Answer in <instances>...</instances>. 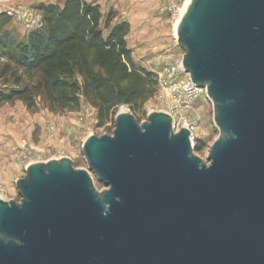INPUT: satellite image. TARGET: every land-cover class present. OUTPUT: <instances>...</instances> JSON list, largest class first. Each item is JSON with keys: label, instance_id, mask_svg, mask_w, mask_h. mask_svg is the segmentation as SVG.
<instances>
[{"label": "water", "instance_id": "obj_1", "mask_svg": "<svg viewBox=\"0 0 264 264\" xmlns=\"http://www.w3.org/2000/svg\"><path fill=\"white\" fill-rule=\"evenodd\" d=\"M175 33L213 105L207 163L168 114L120 111L87 170L32 162L0 199V264H264V0H189Z\"/></svg>", "mask_w": 264, "mask_h": 264}, {"label": "trees", "instance_id": "obj_2", "mask_svg": "<svg viewBox=\"0 0 264 264\" xmlns=\"http://www.w3.org/2000/svg\"><path fill=\"white\" fill-rule=\"evenodd\" d=\"M35 9L44 26L23 39L9 30L11 17L0 13V79L12 78V86L0 89V105L20 100L33 108V91H42L60 110L77 109L84 98L102 122L114 117L118 106L134 110L154 96V73L131 59L124 23L110 29V17L102 23L99 6L85 0L41 3ZM35 73L36 85L20 86L22 75Z\"/></svg>", "mask_w": 264, "mask_h": 264}, {"label": "rangeland", "instance_id": "obj_3", "mask_svg": "<svg viewBox=\"0 0 264 264\" xmlns=\"http://www.w3.org/2000/svg\"><path fill=\"white\" fill-rule=\"evenodd\" d=\"M0 1L3 2V0ZM49 1L60 2V0ZM24 8L37 10L34 7ZM157 10L159 15H164L159 10V1ZM165 18L170 36L162 48L156 51L159 54L166 49H171L174 53L183 54V49L176 42L174 28L166 16ZM2 64L0 62V69ZM38 79L37 73L30 76L22 75L20 86L32 87L36 85ZM3 85L12 86V78L9 75L0 79V89ZM33 95L35 97L33 108H28L24 102H17L19 100L0 105V116L9 115V113L13 115L11 120L0 124V130H2L0 131V183L5 185L9 196L17 202L20 201V196L17 193L15 181L25 176V166L28 162H46L49 159L67 157L72 160L75 169L87 170L82 153L84 139L89 135H111L114 130L115 116L99 122L97 109L84 98H81L77 109L60 110L49 104L42 91H33ZM123 110L131 113L139 124L146 120L149 113L163 112L154 97L138 105L134 110L128 107H124ZM49 127H53L54 131ZM199 133V149H196L194 154L207 163L209 149L219 136V130L213 120V105L209 98L200 102ZM89 174L96 189L103 190L102 183L90 171Z\"/></svg>", "mask_w": 264, "mask_h": 264}, {"label": "built area", "instance_id": "obj_4", "mask_svg": "<svg viewBox=\"0 0 264 264\" xmlns=\"http://www.w3.org/2000/svg\"><path fill=\"white\" fill-rule=\"evenodd\" d=\"M189 0H159V10L164 14L176 32V27L186 9ZM0 13L21 23L26 31L41 29L44 26L43 16L38 10L12 7ZM183 54L174 53L166 49L157 54L153 70L156 91L154 99L159 103L162 111L171 117V129L177 133L181 128H187L190 146L195 153L199 143L200 102L208 99L205 88L198 87L191 79L182 63ZM126 107L120 105L116 113ZM118 111V112H117ZM54 131L53 127H49ZM30 164L28 162L25 168ZM0 199H12L5 187L0 183Z\"/></svg>", "mask_w": 264, "mask_h": 264}, {"label": "crops", "instance_id": "obj_5", "mask_svg": "<svg viewBox=\"0 0 264 264\" xmlns=\"http://www.w3.org/2000/svg\"><path fill=\"white\" fill-rule=\"evenodd\" d=\"M49 0H3L0 1V11L10 7H36L44 4H59ZM86 2L97 4L103 15L102 23L110 17V29L120 23L127 27L124 40L127 48L130 50V57L135 65L140 66L147 71L153 72L155 68L154 61L157 57L158 48H162L166 43L169 34V28L165 15H159L157 5L159 0H85ZM11 19L9 30H12L15 36L23 39L27 31L21 23ZM148 66V67H147ZM22 102V101H17ZM12 114L0 116V124L12 119ZM3 129H6L3 127ZM2 131V130H0Z\"/></svg>", "mask_w": 264, "mask_h": 264}, {"label": "bare ground", "instance_id": "obj_6", "mask_svg": "<svg viewBox=\"0 0 264 264\" xmlns=\"http://www.w3.org/2000/svg\"><path fill=\"white\" fill-rule=\"evenodd\" d=\"M122 111H124V110H122Z\"/></svg>", "mask_w": 264, "mask_h": 264}]
</instances>
